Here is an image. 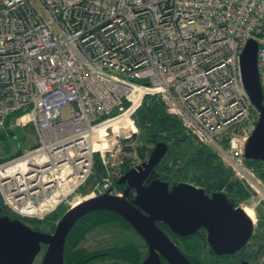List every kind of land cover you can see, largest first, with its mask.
Here are the masks:
<instances>
[{"label": "built area", "instance_id": "1", "mask_svg": "<svg viewBox=\"0 0 264 264\" xmlns=\"http://www.w3.org/2000/svg\"><path fill=\"white\" fill-rule=\"evenodd\" d=\"M250 38L264 92V0H0V132L15 118L40 139L0 163L4 203L23 218L39 216L37 205L47 202L53 211L86 183L96 153L104 174L85 199L122 195L114 182L124 161L111 165L94 139L124 118L133 127L125 135L138 134L136 114L153 95L253 186L242 141L227 150L219 143L257 111L240 64ZM69 162L70 185L44 176Z\"/></svg>", "mask_w": 264, "mask_h": 264}, {"label": "water", "instance_id": "2", "mask_svg": "<svg viewBox=\"0 0 264 264\" xmlns=\"http://www.w3.org/2000/svg\"><path fill=\"white\" fill-rule=\"evenodd\" d=\"M241 74L248 95L258 112V120L242 140L247 159L264 161V92L258 69V42L250 38L240 54ZM137 134L134 133L133 136ZM169 145L157 143L147 160L130 168L118 179L127 184L124 195L105 193L73 206L57 222L53 233L32 228L20 218L4 215L0 205V264H33L42 250H47L42 264H64L65 241L70 229L88 213L110 210L124 217L148 244V255L140 264H193L185 253L161 229L157 222L186 237L199 229L207 230V241L217 255H231L244 247L254 223L241 206H235L224 192L207 194L203 188L188 182L173 186L152 178L165 158ZM135 190L133 201L124 197Z\"/></svg>", "mask_w": 264, "mask_h": 264}, {"label": "trees", "instance_id": "3", "mask_svg": "<svg viewBox=\"0 0 264 264\" xmlns=\"http://www.w3.org/2000/svg\"><path fill=\"white\" fill-rule=\"evenodd\" d=\"M135 119L137 127L145 136V140L153 146L149 147L147 153L144 152L145 148L143 149V146H137L135 148V151L140 156L141 162H144L148 158L154 146L159 142L167 143L169 145V151L173 144L181 145L188 143L191 148L186 163H181L177 158L171 162H167V160L163 159L153 171L152 178L166 182L169 186H173L179 182H188L203 188L207 194L224 192L235 206H239L240 201L249 196V190L240 180L234 177L235 174L232 168L226 163H223L216 151H213L205 145L194 144L191 136L186 132L181 120L166 111L165 104L160 98L155 96L147 97L143 106L138 110ZM106 129V134L112 133L110 132L112 130L111 128ZM129 150H131V147H129ZM19 155L21 154L18 153L15 157H18ZM5 161L8 160H0V163ZM246 163L264 177V172L261 171L260 168L264 161L246 158ZM133 164L130 163L127 165L123 163L121 166L123 173L130 170V168L133 167ZM94 169L99 171L98 174H104V167L99 153L95 154ZM114 188L117 189L118 192L121 190L124 191L125 189L124 185L118 184V179L114 182ZM0 205L2 206L4 214L6 213L14 215V217H21L14 213L11 208L4 203L1 196ZM26 219L32 224L34 229L44 232H52L57 226V222H47L46 219L43 220L29 217ZM126 225L131 226L124 217L110 210L94 211L81 217L70 229L66 237L64 264H90L92 261H90L91 258L89 257L93 255H96L98 258L115 259L131 264L140 263L147 257L148 252L146 256L143 255V252L135 245H127L123 247L112 246L91 253H86L79 247L90 234L97 230L108 226L119 227ZM157 225L170 236L176 237L179 241L186 243V249H188V246L191 244V247L193 248L188 250L192 254L184 253L194 264L201 263L200 260H198V257L194 255L197 246L192 242L193 240L203 243L204 246H207L211 257L220 260L221 256L214 253L212 247L207 241L206 229L201 228L195 234L183 237L173 233L164 222L158 221ZM100 253L103 255H100ZM99 255L105 257H100ZM162 264L170 263L162 258Z\"/></svg>", "mask_w": 264, "mask_h": 264}, {"label": "rangeland", "instance_id": "4", "mask_svg": "<svg viewBox=\"0 0 264 264\" xmlns=\"http://www.w3.org/2000/svg\"><path fill=\"white\" fill-rule=\"evenodd\" d=\"M153 96L160 98L157 95ZM165 107L167 111L166 104ZM253 110L245 116L247 117L245 119L248 120H245L244 122L238 125L230 126L228 130L221 135L219 143L223 148L227 150V148L230 147L231 140L234 138H237V141L240 143L243 138L252 131L258 120V112ZM110 128L112 129L110 131L112 133L110 134H106L104 130L100 132V136L99 134H97L94 139V147L95 149H100L102 147L106 148L107 150L105 152L106 155L109 157V163L114 167L117 164L121 163L122 160L127 165L130 163L133 164L134 162H139L140 156L135 151V148L137 146H143V149L145 148V153H147L149 147H153L151 144L147 143L144 134L140 130L136 136L128 138L123 132V129L132 130L133 127L131 125H115L114 127ZM136 131L137 130H134V133H136ZM186 132L191 136L194 144L205 145L208 148H211L213 151H216L218 153L222 161L224 160L215 144L202 142L196 135H194V133L188 132L187 130ZM39 143L40 139L38 136V132L33 126L16 124L15 118L9 119L7 128L4 131L0 132V160L12 159L18 153L21 154L26 150L34 149V147H36ZM129 147H131V150H129ZM190 150L191 148L188 143L181 145L173 144L170 147V151L168 150V153L166 154L164 159L167 160V162H171L172 160L177 158L180 160L181 163L184 164L188 160ZM223 163H227V161L224 160ZM250 168L252 169V167ZM260 168L261 171L264 172V163ZM72 169L73 164L72 162H69L67 164L55 166L49 170H46L44 172V176L46 177V179L55 177L56 180H60L63 184L65 180L67 181V184L70 185L71 181H69V177L73 176V174L71 173ZM98 172L99 171H96V169H94L86 183L79 187L76 193L72 197H70L67 202L60 204L53 211H48L49 207L51 206L49 202L42 206L37 205L39 207V213L42 214H39V216H35L34 218H41L43 220L46 219L47 222L52 223L57 222L60 218H62L66 211L85 200L86 196L91 193V191L94 189V186L99 183V181H101L103 175L98 174ZM254 172L255 177L254 181L252 182L253 186H251L249 182L245 180H240L234 175V177L240 180L250 192L247 198L240 201L239 206H249L253 208L255 212L254 233L248 248L245 250V261H242L240 257H223L220 260H216V258L211 257L207 246H204L201 242L193 240L192 242L197 246V250L194 255L198 257V260H200L201 264H264V177H262L259 172L255 170ZM63 177H65V179ZM5 184L7 183L5 182ZM4 186L7 187L8 185ZM14 204L15 201L10 196L8 198V205L12 206ZM170 237L183 252L192 254L191 252H189V250L193 248L191 247V244L188 246V250L186 249V243L179 241V239H177L176 237ZM126 244L138 245L140 247V250L143 252V255L145 256L148 252L147 242L136 231H134L131 226L128 225L119 227L108 226L95 231L82 242L81 250L85 251L86 253H91L113 245L124 246ZM44 247L45 245H42L43 251H41V253L36 257L35 262L33 264H41L42 256L44 254ZM91 264L127 263H121L119 261L110 260H96L93 261Z\"/></svg>", "mask_w": 264, "mask_h": 264}, {"label": "flooded vegetation", "instance_id": "5", "mask_svg": "<svg viewBox=\"0 0 264 264\" xmlns=\"http://www.w3.org/2000/svg\"><path fill=\"white\" fill-rule=\"evenodd\" d=\"M141 162V161H140ZM124 185V188L126 189V187H127V184H123ZM124 189V190H125ZM120 192H122L123 193V195H124V191L123 190H121ZM135 195H136V193H135V190L134 189H132L131 191H130V195L129 196H127V197H124V198H126L127 200H129V201H133L134 200V197H135ZM125 196V195H124ZM114 212V211H113ZM116 213V212H115ZM118 214V213H117ZM4 215H8V216H11V218H16V217H14V215H10V214H4ZM120 215V214H119ZM18 218H20L24 223H26L27 225H29V226H31L32 228H33V226H32V224H30L29 222H28V220L26 219V218H22V217H18ZM60 220V219H59ZM58 222V221H57ZM131 225V224H130ZM131 227H132V225H131ZM133 228V227H132ZM134 229V228H133ZM38 230V229H37ZM200 230V229H199ZM198 230V231H199ZM134 231H136L135 229H134ZM197 231V232H198ZM54 231H52V232H49V233H53ZM137 232V231H136ZM138 233V232H137ZM253 233H254V229H253ZM253 233H252V235H251V237H250V239H249V241H248V243L244 246V247H242L239 251H237L236 253H234V254H231V255H218V256H221V258L220 259H222L223 257H232V258H235V257H240L241 259H242V261H245V257H246V253H245V250L248 248V246H249V243H250V241H251V239H252V236H253ZM195 234V233H194ZM193 235V234H192ZM142 237V236H141ZM143 238V237H142ZM144 239V238H143ZM127 245H135V246H137L139 249H140V247L138 246V245H136V244H126V245H124V246H127ZM113 246H115V247H123V246H116V245H113ZM80 248H81V245L79 246ZM110 247H112V246H110ZM110 247H106V248H110ZM106 248H103V249H106ZM46 250H47V246L45 245V247H44V254H43V256H42V259H43V257H44V255H45V252H46ZM100 250H102V249H100ZM41 251H43V250H41ZM95 252V251H94ZM41 253V252H40ZM215 253V252H214ZM100 255H103V254H101L100 253ZM99 255V256H100ZM217 255V254H216ZM100 257H105V256H100ZM243 257V258H242ZM89 258H91L90 259V261H96V260H102V261H107V260H110V261H118V260H115V259H109V258H106V259H104V258H98V257H96V255H93V256H91V257H89ZM92 258H94V259H92ZM97 258V259H96ZM188 258V257H187ZM189 259V258H188ZM190 260V259H189ZM142 261H144V259L142 260ZM141 261V262H142ZM92 262H90V264L92 263ZM119 262H121V263H127V264H131V263H128V262H123V261H119ZM140 262V263H141ZM140 263H136V264H140ZM41 264H42V261H41ZM194 264V263H193Z\"/></svg>", "mask_w": 264, "mask_h": 264}, {"label": "bare ground", "instance_id": "6", "mask_svg": "<svg viewBox=\"0 0 264 264\" xmlns=\"http://www.w3.org/2000/svg\"><path fill=\"white\" fill-rule=\"evenodd\" d=\"M125 124L131 125V124L129 123V121H127V119L124 118V119H120V120H115L114 123H113L111 126L107 127V128L114 127L115 125H125ZM21 170L24 171V170H25L24 167H22ZM9 171H10V170H9ZM79 204H80V203H79ZM79 204H78V205H79ZM76 206H77V205H76ZM243 208H244V212L246 213V215H247V216L252 220V222L254 223V222H255V212H254V209L251 208V207H249V206H244Z\"/></svg>", "mask_w": 264, "mask_h": 264}]
</instances>
